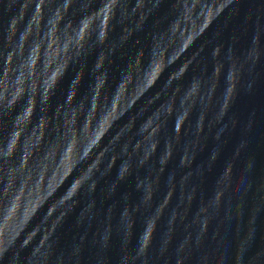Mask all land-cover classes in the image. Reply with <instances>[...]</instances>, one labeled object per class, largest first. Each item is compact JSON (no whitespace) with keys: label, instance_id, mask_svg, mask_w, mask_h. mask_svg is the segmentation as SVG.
<instances>
[{"label":"water","instance_id":"1","mask_svg":"<svg viewBox=\"0 0 264 264\" xmlns=\"http://www.w3.org/2000/svg\"><path fill=\"white\" fill-rule=\"evenodd\" d=\"M0 264H264V0H0Z\"/></svg>","mask_w":264,"mask_h":264}]
</instances>
